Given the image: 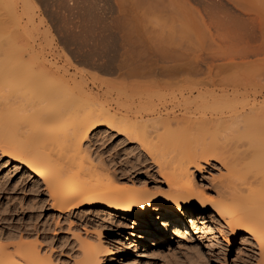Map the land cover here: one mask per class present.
<instances>
[{"label": "bare ground", "instance_id": "obj_1", "mask_svg": "<svg viewBox=\"0 0 264 264\" xmlns=\"http://www.w3.org/2000/svg\"><path fill=\"white\" fill-rule=\"evenodd\" d=\"M0 1H5L0 4V153L41 180L50 209L64 215L103 210L129 220L138 229L130 235L169 246L173 235L193 242L206 232L203 215L210 208L230 229L228 246L243 232L242 239L256 244L257 264H264V0H112L107 9L111 5L117 19L128 17L132 24L123 23V29L133 32L118 34L110 28L112 16L109 25L107 18L100 19L103 14L93 25L95 37L115 41L114 60L73 44L60 49V59L54 52L48 55L42 35L34 32L31 10L27 17L25 7L18 9L17 3L29 0H13V7ZM81 22L62 26L60 37L86 31ZM79 68L116 75L122 83L130 79L138 91L130 90L141 91L136 96L143 105L149 103L147 90L178 86L177 94H169L181 114L171 112L176 107L138 115L131 106L122 111L118 97L111 103L104 98L108 94L90 88ZM142 93L146 99L139 98ZM104 128L150 158L161 179L154 188L145 180L123 178L102 158L92 157L85 142L92 133L100 138ZM210 161L224 172L204 189L191 168L200 172ZM102 227L72 233L76 254L62 261L40 249L35 235L28 241L26 229L14 234V241L8 238L10 243L0 237V264L110 261L119 245L105 240Z\"/></svg>", "mask_w": 264, "mask_h": 264}, {"label": "rangeland", "instance_id": "obj_2", "mask_svg": "<svg viewBox=\"0 0 264 264\" xmlns=\"http://www.w3.org/2000/svg\"><path fill=\"white\" fill-rule=\"evenodd\" d=\"M72 1L71 0H29L28 1L29 3L27 4H24L25 2L24 3L21 2V3H17V5H19L18 9L22 11H24L25 9L27 10V12L23 13V14L27 13L26 14L27 17L29 10H31L30 13L33 12L34 16H30L29 13V17L30 19L32 18L31 20H33L35 24L37 23L36 25L28 23L31 21L27 22L25 16L24 17L21 16V20H24L22 21V23L27 22L28 24L27 23L26 24L28 25V27H30L29 24H31L30 28H33L34 25L38 27L36 29L41 28L40 29L41 32L37 31L36 29L34 30V32H38L36 34L44 36L43 32L46 31V28L48 26L47 31L45 32L47 33L46 34L47 36L44 37L41 36L43 40L42 45L44 46V52L47 53L48 55L50 52H54L55 55H57L60 59L62 58V56H60V54L62 55V50L60 49H63L64 46L71 47V45L73 44L72 46L81 45L84 48H89V50L92 53L100 54L101 52L103 55H105L104 57L105 59L108 58V60H110L111 57V60L112 58L114 60L115 59L114 47H116L115 41L111 37L108 36L104 37V35L95 37L96 36V34H94L95 26L93 27V25L96 24V22L99 21L100 19H104V20L105 18L108 19V16L111 14V12H113L112 13L113 15H110L108 20L106 19L108 24L109 21L112 20V22H110L111 25L109 24L110 28L112 30H117V33L120 32L118 34L123 35L125 33L124 35H127L132 31L130 30H129L130 32L127 31V29L130 28H126V27H125L126 28L125 31L123 28L126 25L130 26L129 24L130 22L132 24V21H130L128 17L123 15L122 16L120 15L122 17V20L121 17L118 19L116 18L119 17V15L115 17V14L117 13L114 12L111 6L112 0H77L75 1L76 3L78 2L77 4L73 2L74 5L76 6H73V3H71ZM2 3L0 1V4ZM14 4L15 2L13 0H9V7H13ZM108 4H111L109 9H107V7H109ZM71 6H73V8ZM101 7L104 9L102 10ZM97 9L99 10L97 11ZM100 10L104 11L105 13ZM107 13L109 14L107 15ZM102 14L104 17L101 16ZM37 17L38 18L41 17L42 18L40 19L41 21H39V19L36 20ZM77 19L81 20L82 24L86 23L84 25L87 32L83 31V33H81L80 35L69 34V36H63V38H61L59 33L62 31L61 30L62 26L64 28V26L68 22L75 21ZM128 22L129 24H127ZM38 23H41V25L40 24L38 25ZM112 23L114 25L113 27H112ZM123 23H125L126 25ZM42 29L45 30L43 31ZM123 30L124 33H122ZM113 41L114 43L112 44ZM70 67H72V65ZM80 71L84 72L83 73V75H85L84 78L89 83L90 88L93 87L97 90L99 89L100 93H104V94L106 93L109 95L108 97V95L105 96L103 94L102 96L103 97L105 96L104 97L105 99H108V101L111 102L110 98L115 100V97L117 96L118 98L116 99V101L118 102L119 100V103H121L122 111H125L127 106L128 107L131 106L129 108L131 112L137 113L136 115H138V113L139 114L148 113L153 111L154 109L164 108L165 110L168 111L169 107L171 108L170 110L176 107L171 112L176 111V114L178 113L181 114V112L179 111V107L176 106L177 102L172 96L174 95L172 92L176 91L175 94H177L178 86H173V87L171 86V89L169 88L170 86H167V88L163 86L165 89L164 88L160 89L159 87L158 88L155 87L156 90L155 88L152 90L151 89L147 90V92L149 93L148 95L150 97L148 99L149 103L143 105L141 103V100L139 101L137 100L138 99L137 96L139 95L138 93H141V91L135 92L136 90L138 91V87L134 88L136 85L132 84L133 81L130 84H128V82L131 81L130 79H126V81L124 80L122 83V79L119 80L118 77L113 74L105 75V73L102 72L98 73L97 71L94 72L93 70H88L86 72V70L83 71L82 68L80 69ZM92 71L94 72V74L90 73ZM95 79L98 81H95ZM103 80H105L106 82ZM101 81H103L104 86L102 85ZM124 86H126V88ZM122 87L125 88L126 90L122 89ZM131 88L133 90L134 89L136 90L132 91L130 90ZM140 88L141 90H143L142 86ZM178 89L181 88L179 87ZM102 90H105L106 92H102ZM130 92L131 94L133 92L137 94L133 93L132 95H130ZM164 92H166V94ZM169 92H171L172 95L171 93L169 94ZM118 95L120 96V98ZM128 95L130 96L128 97ZM144 95L145 93H142V95L140 94L141 97H145ZM148 95H146L145 98H141L140 96L139 98L146 99ZM170 98L171 100H169ZM164 109L163 112L165 111ZM188 119L189 118H187V120ZM173 126L175 127V125ZM94 137L95 135L92 133L90 135L89 141L85 142V145L91 147L90 150L93 153L92 157L95 158L96 156H98L97 158L100 157L99 160H101L102 158L105 165L109 166V168H112V170L116 171V173L119 176L134 180L137 179L143 181L145 180L147 181V184L150 188H152V186L154 188L155 182L161 180L157 175L156 170H154V168L156 169V167L149 160L150 158H147L148 156L138 146H135V144L127 141L123 135H118L110 131L109 129L104 128L102 130V134H100V138L99 137L94 138ZM135 158H137L138 160H136ZM130 162H132L131 163L132 165L130 164ZM138 163L140 164L138 165ZM133 166L135 167L134 170L132 169ZM202 167L203 168L200 171L201 173L198 170L191 168V170L194 172L195 180L196 182H198V184L201 185V187L205 186L204 189H208V186L209 188H211L216 183L214 182L212 185L211 184L212 181L213 180L217 181L216 178L219 177L221 172H224V169L221 167L220 164L215 163L213 161H210L208 164L202 163ZM145 171H147L146 174ZM30 175L31 174L28 173L27 169L24 166H22L19 163L12 162L8 157L3 156L0 153V237H2L3 240H6L9 243L14 241L13 239L14 234L17 233L16 235H18V233L26 229L25 231H27L28 234H30L27 237L29 239L28 241H33L35 240V237H37L39 240L36 238L37 239L36 241H39L40 244L38 243V245L40 246L39 247L40 249L43 248L42 250H46V252L50 254L52 258L57 260L60 259L62 261L69 259L71 256H73V254L74 256L76 254L75 252L76 248L74 247L75 245L73 243V236H71L72 233H74L75 231H78L76 234H81V235H84L86 232L91 233L94 231L93 229H95L98 225L101 224V226H103L102 229L104 232L105 240L113 243L114 245H119L118 249L117 247L115 248L117 249V254L113 256L112 260L103 261L101 264H143V262L141 261L144 260L148 261L149 264H224V263L225 264H257L256 262L257 249H256V244L252 241V239L251 238H247L246 240L245 238L242 239L241 237L244 236L245 234L243 232H240V234L237 235L238 237L235 239L233 243H231V246L229 245L230 246L229 247L227 241L231 234L230 229L228 228L226 223L220 219L218 215L212 212L210 208L207 209V211L203 215V217L206 218L205 223L207 225V230L206 232L201 233L198 239L195 238V240L193 239V242H186V240H182V239L180 240V238L177 237L174 238V235L173 238H169L168 237V235H170L169 233L167 234V240L169 238L170 245L159 246L155 243V241H152L149 238L143 241L135 236L130 235L129 232L137 234L138 229L132 228L133 224L130 223L129 220L121 219L117 215L113 216L103 210L90 209L89 211L87 210L88 212L85 210V212L83 211L80 214L74 212L68 215L59 214L58 212L53 211L52 209H50L51 201L48 198V193L45 191L46 189L43 188L44 185L41 183V180L38 179V177L32 175L30 176ZM157 178L160 180H158ZM153 213L155 215H158V211H153ZM106 216L109 217L107 218ZM184 221L187 225L190 226V223L187 220L186 216L184 217ZM117 223L120 225H118ZM90 229L93 231H91ZM83 230L84 231L86 230V232H84ZM156 233L161 234L158 231ZM34 235L35 237H33ZM10 237L13 239V241H11L12 239H8ZM139 241L143 242L144 244L140 243ZM74 256L72 258H74Z\"/></svg>", "mask_w": 264, "mask_h": 264}]
</instances>
